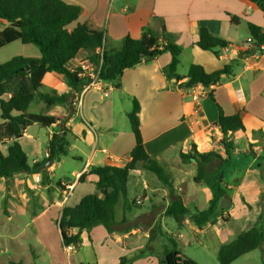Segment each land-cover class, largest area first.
<instances>
[{
    "label": "crops",
    "instance_id": "0c3cea01",
    "mask_svg": "<svg viewBox=\"0 0 264 264\" xmlns=\"http://www.w3.org/2000/svg\"><path fill=\"white\" fill-rule=\"evenodd\" d=\"M62 1L80 9L78 19L69 26L70 29L76 23L93 22L105 31L106 50L118 49L126 36L140 38L144 28H150L157 33H161L164 28L169 35V42L190 49L191 53L195 54L194 51L199 49L193 45L198 41V30L201 27L226 41L227 47L236 48L242 43L233 44L242 23L246 28L248 22L258 26L264 25L258 10L247 0ZM5 26L6 23L0 21V30ZM162 43L166 42L162 40ZM202 52L215 57L212 52ZM38 57L39 55L27 58ZM216 59L219 61L217 64L207 58H194L192 61V64L202 66L208 73L221 69L224 64L229 65L231 74L222 75L219 82L210 87L198 85L183 89L179 84L185 79L178 82L174 79L167 80L163 69L169 64L171 56L164 52L149 63L141 62L131 69L124 70L119 88H114L107 82H98L89 88L84 86L79 93L82 95L80 103L74 102L72 108L55 105L43 109L42 102H34L36 110L30 111L28 108L29 113L62 115L69 118L63 125L55 122L41 127L32 123L26 127L17 141L26 154L28 164L31 166L47 157L48 142L52 135L61 129L67 132L69 154L59 159L53 158L49 166L47 164L50 160L45 163V180L41 172H20L8 179L0 178V217L5 218L8 223L17 222L13 234L9 232L11 227L2 229V232L10 235L8 238L11 251L17 255V260L11 257L3 264H8L9 260H20L25 264H104L106 252L102 249L103 244L111 242L126 249L129 236L143 231L147 237L148 232L158 231V223L161 229L165 230L164 212L174 199L180 197L191 212L195 209H205L211 199V192L202 184L195 183L194 189L184 184L188 176L185 168L195 163L182 164L179 153H187L191 145H195L198 152L213 151L219 154L221 159L226 158L218 144L221 133L218 128L212 126L217 121L218 108L226 116L239 115L244 127L243 133L238 131L227 134V139L234 144L235 149L230 153L228 161L218 163L214 168L223 173L222 184L226 195L219 201L220 208L218 207L214 223L198 230L188 218H184L177 224V228L183 229L185 234L182 230L177 231V237L182 248L189 247L193 238H199L202 240L201 245L207 249L213 248L217 254L221 245L231 242L237 233L249 228L264 210V201L260 205V196L264 194V52L248 54L237 51L236 57L230 55L228 62L218 57ZM84 60L82 56H77L69 63V68L80 65L84 69L88 68V73L91 67ZM42 91L67 93L69 88L63 83L60 75L51 72L45 74L42 79ZM111 91H115L116 95L110 94ZM79 94H74V100ZM209 94H212L213 100ZM124 97L130 105L132 99L139 103L140 133L146 153L164 170L177 169L180 178L178 181L169 180L171 188L164 189L158 186L160 181L153 173L144 170L145 174H137L138 170L133 171V174L143 180L140 206H144L145 200L148 201V206L140 212H134L133 208L123 215V201L120 200L115 213L119 206L120 212L115 215L116 222L111 233H108L103 225H97L88 232H82L79 249L72 247L68 250L62 246L57 236L55 241L51 232H44L43 222L48 223L56 235L55 229L62 209L76 205L85 196L84 194L75 199L77 188L95 186V176L85 175L83 181L78 182L81 174H87L89 166H123L129 161L134 138L130 126L118 123L114 115L115 103H120L121 99L125 101ZM253 131L259 132L252 134ZM10 144L11 141L0 143V152L3 155L7 154ZM173 152L174 158L171 160L168 156ZM67 157L79 161L80 166L63 168V158ZM69 187L71 189L64 199L63 192ZM199 190L204 195L205 206L202 208L196 207L200 204L197 194ZM95 192L97 193L96 190ZM73 199L74 203L71 204ZM188 203L193 204L194 209H190ZM130 216L150 218L152 221L142 230L138 226L127 225L131 222ZM50 219L54 220L55 228ZM31 226L34 232L29 231L28 227ZM58 227L57 225V229ZM94 232L102 236L99 244ZM1 238L4 239L0 235ZM87 246L91 249L92 257L90 258L86 251L84 255L81 253L80 258L77 254ZM174 246L176 248L175 244Z\"/></svg>",
    "mask_w": 264,
    "mask_h": 264
},
{
    "label": "trees",
    "instance_id": "16d2710c",
    "mask_svg": "<svg viewBox=\"0 0 264 264\" xmlns=\"http://www.w3.org/2000/svg\"><path fill=\"white\" fill-rule=\"evenodd\" d=\"M247 1L258 10L264 20V0ZM79 13L78 7L62 0H0V21L6 23V26L0 30V48L19 41L24 45H33L39 52L38 58L14 56L0 63V120L2 121L0 143L11 141L7 154L3 155L0 152V178L8 179L20 172L28 174L41 172L45 180L46 173L43 170L45 163L53 158L68 156L69 142L64 129L52 135L47 146V157L31 166L17 140L32 123L47 127L55 122L63 125L68 120V116L29 113L28 108L34 102H42L43 109H49L55 105L73 107L74 94H79L84 86L91 82L88 73L80 65L73 69L69 68V63L77 56H82L85 59L84 62L92 66L93 72L97 73V82L110 83L114 88L120 87L124 70L131 69L141 62L149 63L164 52H168L171 56L169 64L163 69L164 77L167 80L174 79L176 82L185 79L179 84V87L183 89L198 85L214 86L222 75L232 72L226 64L221 69L210 73L200 65L191 64L186 75L180 76L177 68L180 63L181 48L168 41L169 35L164 28L161 33L144 28L140 38L126 36L118 49L106 50L105 31L93 22L76 23L70 29L69 26L77 21ZM247 30L252 39L251 48L247 53L251 54L259 46H264V25L258 26L248 22ZM162 40L166 43L163 44ZM193 46L201 51L212 52L217 58V50L227 47L228 43L211 34L207 28L201 27L198 30V41ZM30 61L37 65L24 68ZM51 72L61 76L69 92L42 91V79L45 74ZM209 96L213 100L212 94ZM139 111V103L132 99L131 110L127 114L134 138L129 161L123 166H89L87 174H81L78 178V182H81L85 175L95 176L97 193L87 194L76 205L62 209L57 225L61 229L63 247L72 246L79 249L82 232H88L97 225H103L106 231L111 233L113 224L116 222L115 208L120 200L123 201V215L126 211L138 206L135 200L129 203L126 201L129 176L138 168L153 173L160 183L168 189L171 188V181L165 176L164 169L144 149L138 118ZM212 126L218 128L221 133L218 144L222 147L226 158L221 159L219 154L213 151L198 152L195 145H191L190 152L179 153L182 164L195 163L194 183L209 188L211 199L207 207L191 212L179 197L171 201L164 212L165 216L172 218L176 224L188 218L198 230L216 221L219 201L226 195L222 184L223 173L214 168L216 164L228 161L230 153L235 149L234 144L227 139V134L244 131L239 115L226 116L220 108H218L217 121ZM258 132L253 131L252 134ZM262 201H264V194L260 196V205ZM5 202L4 200V204ZM221 218L226 221L223 217ZM157 229L161 234L159 223ZM262 244H264V210L249 228L237 233L231 242L219 247L216 260L219 264H231L238 258L261 248ZM137 255L135 254L132 259L141 257L143 251ZM128 260L131 261V259ZM128 260L120 258L118 264H128ZM8 264L25 263L20 260H9ZM157 264L198 263L179 252L173 243L172 246L163 247L161 254L157 257Z\"/></svg>",
    "mask_w": 264,
    "mask_h": 264
},
{
    "label": "rangeland",
    "instance_id": "374dc122",
    "mask_svg": "<svg viewBox=\"0 0 264 264\" xmlns=\"http://www.w3.org/2000/svg\"><path fill=\"white\" fill-rule=\"evenodd\" d=\"M247 36H248V31H247L246 25L242 23L236 33V40H235L236 42H234L233 44L238 45L240 42H244ZM194 52L195 54L191 53L190 49L181 48V54L179 57L180 63L177 68V73L185 74L188 67L193 63L192 61H194V58L195 59L207 58L209 60H213V62H215L214 64H217V62H219L215 57H211L209 53H205L199 50H195ZM38 55H39L38 50L33 45H24V44H21L19 41H14L0 48V63H4L10 60L14 56L31 57V56H38ZM110 94H113L114 96L116 95L115 91H111ZM124 100L125 101L121 99L120 103L118 102L115 103L114 115L118 123L123 124L124 126L127 127L129 126V122H128V118L126 114L127 112L131 110L130 108L131 105L129 101L126 102L127 98L125 99L124 97ZM36 107H37L36 104L32 103L29 107V110L35 111ZM238 144L242 146L241 142H239ZM178 149H180V147H178ZM203 149L206 150L207 148H203ZM172 154H174V152L169 154L168 156V158L171 160H173L174 158V155ZM63 160H64V163H62L61 165L63 168H68V167L74 168V167L80 166L79 161L72 160L71 157H67L65 159L63 158ZM137 170L139 172L137 174H142V173L145 174V171L143 169L138 168ZM164 171H165L164 172L165 176L169 180L175 179L176 181H178V179L180 178L177 175V169L171 168L170 170L167 169ZM185 171L188 172V176H187V179L185 180L186 182L184 181L185 182L184 184H186L189 188L194 189L196 185L192 178L193 176L196 175V165L190 164V166H187L185 168ZM137 174L131 173L129 176V180L127 183L128 195L126 198V201L128 203L136 199H139V200L142 199L141 197L143 195L142 194L143 180L139 178ZM158 186L160 188L168 189L162 183H159ZM95 190H96L95 186H89V185L79 186L75 192V199L78 196L80 197L84 194L85 195L96 194ZM197 194L199 195L200 204L197 205L196 207L202 208L205 206L204 201H203V198H204L203 192L199 190L197 191ZM70 203L71 204L74 203V199L71 200ZM140 205L138 207H135L133 211L134 212L143 211L144 208L148 206V201L147 200L144 201V206L143 205L140 206ZM188 207L190 209H194L193 204L188 203ZM218 207L220 208L219 204H218ZM119 212H120V206L117 207L116 209V213L119 214ZM130 218H132L131 222L127 225L128 226H138L142 230H145L144 227L148 226L149 223H151L152 221L150 218H146V219L133 218L132 216H130ZM26 220L29 221V219H26ZM163 220H164L163 225H165L166 229L165 230L161 229L162 230L161 234L158 231H154V230L153 232H148L147 237L143 234V231L140 233H136L135 235L129 236L127 238L126 249L121 248L117 246L115 243H111V242L105 243L106 246L103 244L102 249L104 250V253L106 252L104 254L103 263L104 264H118V261L120 258H126L127 260L131 259V261L128 260V264H157V257L161 254L163 247L172 246L174 243L176 245V249L179 252L188 256L189 258H191L198 264H219L218 261L216 260L217 254L214 251V249L211 247L207 249L206 247L203 246V244L201 245L200 243L202 240H200L199 238H193L191 241V245L189 247L182 248L176 232L182 230V232H184L185 234V231L183 229L178 230L177 224L173 221L172 218L164 217ZM49 221L52 225H54V228H55L54 220L50 219ZM16 224L17 222L8 223L6 222L5 218L0 217V235L4 237V239L3 238L0 239V264H3L7 259H10L11 257H14L12 259L17 260V258H15L17 255L11 251L10 242L8 238L10 235H7L5 232H2V229L4 227L5 229L11 227L12 230H10L9 232L13 234L16 230L15 228ZM28 228L30 232H34V230H32L33 228L32 226ZM43 230L45 233L51 232V235L53 237L52 239L55 238V241H56V236L58 240H61L59 231L57 229V225L55 229L56 235L52 227H50L48 223L46 222H43ZM94 234L96 235V238L98 240L97 242L99 244V241L102 240V236L98 232H94ZM86 251L89 253V256L91 258L92 252L88 246L85 248V250L84 249L80 250V252L77 255L80 256L81 258L82 257L81 253L84 255ZM142 251H143V255L141 257H138L134 260L132 259V257L135 254L136 256H138L137 254ZM232 264H264V246H262V248L254 250L238 258Z\"/></svg>",
    "mask_w": 264,
    "mask_h": 264
},
{
    "label": "built area",
    "instance_id": "2783aa9c",
    "mask_svg": "<svg viewBox=\"0 0 264 264\" xmlns=\"http://www.w3.org/2000/svg\"><path fill=\"white\" fill-rule=\"evenodd\" d=\"M251 45H252V39L250 37H248L244 42H242L241 44H239V46H237L236 48L235 47L234 48H229V47L220 48L219 49V53H218V58L220 60H222V61L228 62L230 60V55H233V56L236 57L237 51L246 53V52H248L250 50ZM262 52H264V46H259V48L256 51H254V54H260ZM88 65L91 67V70L88 72V75H89V78L91 79V82L88 83L85 86V88H89L90 86L98 83L96 81V79H97V73L93 72L92 66L90 64H88ZM82 69L83 70H87L88 68H85V69L82 68ZM81 75H83V74H81ZM81 97H82V95L79 94L77 96V98L74 100V102L76 104H79L80 101H81ZM70 189L71 188L69 187L66 191L63 192L64 199L67 198ZM135 204L136 205H140L141 204V200L137 199L135 201ZM71 248H72V246H68L67 247L68 250L71 249Z\"/></svg>",
    "mask_w": 264,
    "mask_h": 264
},
{
    "label": "water",
    "instance_id": "95a60500",
    "mask_svg": "<svg viewBox=\"0 0 264 264\" xmlns=\"http://www.w3.org/2000/svg\"><path fill=\"white\" fill-rule=\"evenodd\" d=\"M36 65H37L36 63H33L32 61H30L27 65H25L24 68L34 67V66H36ZM52 161H53V159H51V160L48 162L47 166H49V165L52 163ZM58 231H59L60 236H61V229H60V227H58Z\"/></svg>",
    "mask_w": 264,
    "mask_h": 264
}]
</instances>
